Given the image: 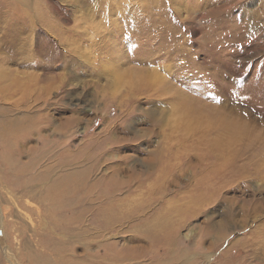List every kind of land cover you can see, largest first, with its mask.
Listing matches in <instances>:
<instances>
[{
	"label": "rangeland",
	"instance_id": "1",
	"mask_svg": "<svg viewBox=\"0 0 264 264\" xmlns=\"http://www.w3.org/2000/svg\"><path fill=\"white\" fill-rule=\"evenodd\" d=\"M22 1L0 0V264H264V0ZM71 171L90 190L56 209Z\"/></svg>",
	"mask_w": 264,
	"mask_h": 264
},
{
	"label": "bare ground",
	"instance_id": "2",
	"mask_svg": "<svg viewBox=\"0 0 264 264\" xmlns=\"http://www.w3.org/2000/svg\"><path fill=\"white\" fill-rule=\"evenodd\" d=\"M241 1V0H240ZM21 2L23 3V1L21 0ZM235 0H224V4L221 6V7H217L216 9V13L218 15H221L223 13H226V12H229L231 10V8L235 5ZM199 10L197 7L196 8H191V13L194 11V10ZM218 9H224V10H218ZM210 16H212V11L210 12L209 14ZM251 25L254 26V23L251 22ZM10 32V29L9 31ZM156 80H157V77H155V73H144V74H140V77H137L135 79V82L134 81H131L129 84V86L132 84V82H134L132 84V86H134L133 88H136V92L137 94H139L140 92H144L146 95L147 93H153L155 94L154 92L157 91L156 89H158L159 87H156L157 83H156ZM163 83V82H162ZM164 84V83H163ZM127 85V84H126ZM159 85V84H158ZM129 86L127 85L128 89H129ZM156 87V88H155ZM133 88L131 90H133ZM162 89V87H160ZM130 90V91H131ZM162 91V90H161ZM161 91H158V93ZM162 92H165V91H162ZM23 94V93H22ZM151 95V94H150ZM163 95V94H161ZM165 95H166V92H165ZM148 96V95H147ZM111 98V97H110ZM149 99V98H148ZM176 105V110H180L183 109L186 113V111L188 112V114L194 118V117H198L197 115V112H193V110L187 105V103L185 102L184 99L180 100V101H177L175 103ZM210 122V121H209ZM199 127V126H198ZM189 128V127H188ZM201 128V127H200ZM9 129V128H8ZM191 131V130H189ZM1 132V131H0ZM192 132V131H191ZM190 133V132H189ZM186 135V134H185ZM1 136H3V134H1ZM218 139V138H217ZM216 139V140H217ZM2 142H4L2 139H1ZM213 141V140H212ZM232 141V140H231ZM13 142V141H12ZM224 142V141H223ZM217 144V143H216ZM214 144V145H216ZM224 145H226L225 143H223ZM8 145V143H7ZM231 145V144H230ZM221 146H223L221 144ZM211 147L215 148L213 145L209 146V148L211 149ZM219 147V146H218ZM224 147V146H223ZM222 149V148H221ZM168 150V149H167ZM220 150V149H219ZM223 150V149H222ZM229 150V149H228ZM217 151V149H216ZM221 151V150H220ZM84 159V158H83ZM70 165V164H69ZM163 166V165H162ZM69 169V168H68ZM56 170V169H55ZM119 170V168H118ZM88 174H89V171H71L70 173L67 174V183H68V188H60L59 190L57 189V187L53 188V190L49 191L48 193V196H47V199H49L51 201V203L56 207V209H61L64 207V205H68L64 202H67L69 197L71 196L72 192L74 189L76 188H79L81 190H90V188L85 185V182L88 178ZM95 176V175H94ZM136 176V175H135ZM145 176V175H144ZM82 178L84 179V181H82ZM95 178V177H94ZM112 178V177H110ZM204 181V180H203ZM201 182V181H200ZM116 185V184H115ZM199 186V184H198ZM201 186V185H200ZM199 186V187H200ZM64 187V186H63ZM154 188V187H153ZM197 188V186H196ZM195 188V189H196ZM156 189V188H155ZM198 189V188H197ZM23 190V189H22ZM160 190V189H159ZM200 190V188L198 189ZM151 191V190H150ZM158 191V190H157ZM161 191V190H160ZM27 192V191H26ZM47 192V191H46ZM159 193V192H157ZM200 197H198L196 200H199ZM48 201V200H47ZM54 201H57V202H54ZM107 202H111V201H107ZM171 202V201H170ZM111 204V203H110ZM42 206V205H41ZM72 206V204L70 205V207ZM44 207V206H43ZM47 207V206H46ZM45 207V208H46ZM80 207V206H79ZM53 208V206H52ZM101 211L102 212H106L103 214L102 216V221L100 222L102 224V226H106V225H110L113 221L115 217L114 216H110L108 211H111L110 208L106 209V206L105 207H102L101 208ZM161 217V216H160ZM49 218V217H48ZM155 219V218H154ZM152 221V220H151ZM156 221V220H155ZM167 227L165 228H161L159 231L157 232H154L150 235V238H152L153 242L157 241V240H161L162 242L165 243V245H167V234H166V230ZM152 231V230H151ZM1 241V240H0ZM167 248H168V245H167ZM171 249V248H170ZM133 253V252H132ZM52 254V253H51ZM133 255V254H132ZM118 259H121L120 257H117L114 261H112L113 263H115ZM45 260V259H44ZM67 260V259H66ZM122 260V259H121ZM66 264V262H65Z\"/></svg>",
	"mask_w": 264,
	"mask_h": 264
},
{
	"label": "snow or ice",
	"instance_id": "3",
	"mask_svg": "<svg viewBox=\"0 0 264 264\" xmlns=\"http://www.w3.org/2000/svg\"><path fill=\"white\" fill-rule=\"evenodd\" d=\"M129 7H130V5H129ZM231 99V96L229 97V100Z\"/></svg>",
	"mask_w": 264,
	"mask_h": 264
}]
</instances>
